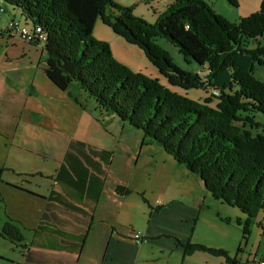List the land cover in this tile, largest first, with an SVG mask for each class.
Masks as SVG:
<instances>
[{
    "label": "trees",
    "instance_id": "obj_1",
    "mask_svg": "<svg viewBox=\"0 0 264 264\" xmlns=\"http://www.w3.org/2000/svg\"><path fill=\"white\" fill-rule=\"evenodd\" d=\"M144 1L151 7V0ZM0 3L4 9H17L21 20L34 29L37 38L29 44H42L43 73L49 83L76 104L73 93H83L100 114L140 132L141 146L160 147L198 178L212 199L237 208L246 216L243 239L260 212L258 226L264 230V133L257 132L260 125L254 120V114L264 115V83L254 77L256 65L264 68V48L259 44L264 37V0L256 12L235 23L203 0H174L154 22L135 15L134 5L114 0ZM97 19L137 46L170 87L201 90L207 94L204 102L182 97L116 62L107 42L93 40ZM157 39L177 48L185 62L198 64V71H182ZM116 192L130 193L122 187ZM18 228L7 221L0 230V237L15 249L23 242ZM183 249L185 255L206 252L238 264L223 250L192 243Z\"/></svg>",
    "mask_w": 264,
    "mask_h": 264
},
{
    "label": "rangeland",
    "instance_id": "obj_2",
    "mask_svg": "<svg viewBox=\"0 0 264 264\" xmlns=\"http://www.w3.org/2000/svg\"><path fill=\"white\" fill-rule=\"evenodd\" d=\"M119 1L124 4L130 2ZM203 1L210 4L217 15L229 23H235L256 12L262 0H233L235 5L228 0ZM134 9L135 6L133 11ZM7 16H0L2 29L7 26ZM100 24L114 37L111 28ZM96 33L95 30L91 33L93 40L104 41ZM8 40V37L0 35V227L5 215L15 212L16 198L22 199L12 187L24 175H28L36 181L29 189L44 191V183L60 167L63 153L69 145L77 150L88 149L86 154L89 156L92 154L88 153L91 151L89 147L96 152L99 149L111 154L110 162L104 165V171L108 169L104 193H111L118 185L127 187L130 191L126 203L129 204L131 213L128 218L121 217L117 224V229L123 236L130 235V232L143 233L149 216L145 202L152 204L164 197L166 203L178 202L187 212L198 198L202 199L201 190L194 181L197 179L200 183L198 178L186 179L183 173L186 171L176 169L171 156L165 154L160 147L141 146L140 132L111 116L100 114L91 99H78L76 104L66 94H61L46 80L43 64L38 63V57L31 46L20 39V43ZM117 43L119 46L112 49L107 42L113 59L123 67L137 76L157 81L160 86L182 97L197 103L204 102L207 94L201 90L182 91L170 87L163 76L152 70L137 46L130 45L123 39ZM156 44L167 51L173 63L182 71H198V64L185 62L178 49L166 40L157 39ZM259 44L264 48V37L259 40ZM252 47L253 45L250 48ZM254 77L264 83V68L256 65ZM254 120L260 125L257 132L264 133V115L256 113ZM40 174L43 177L36 176ZM205 195L206 208L198 218L196 230L190 238L191 243L203 245L207 249L223 250L229 259H236L238 264H245L249 260L264 262V230L258 226L262 220V212L251 220L249 234L243 239L242 225L246 216L237 208L215 201L209 193L206 192ZM1 242L0 252L10 248L15 256L18 255L13 245ZM144 248L147 255L153 254L152 259L161 258L164 262L168 258L169 264L181 263L178 257L180 255L175 252L152 247L147 241L144 242ZM219 257L215 259L224 264L226 260Z\"/></svg>",
    "mask_w": 264,
    "mask_h": 264
},
{
    "label": "crops",
    "instance_id": "obj_3",
    "mask_svg": "<svg viewBox=\"0 0 264 264\" xmlns=\"http://www.w3.org/2000/svg\"><path fill=\"white\" fill-rule=\"evenodd\" d=\"M114 1L124 6L134 5L135 15L144 18L147 22H154L157 15L174 0H151L152 5L156 4L153 7L144 0H130L129 4L119 0ZM4 14L8 15L7 26L12 19H17L21 25H26L21 21L17 9L7 8L1 15ZM100 23H102L100 19L95 21L93 31L95 30L97 36H100L104 42L110 43L112 49L118 47L117 41L123 38L115 35L114 32L112 37L108 29L103 28ZM7 26L3 29L0 27L1 37H8V41L20 43L16 36L6 33ZM29 46L38 57V63L43 64L42 44H29ZM145 60L159 75L158 71L151 66L152 64L146 58ZM61 94L67 95V92H61ZM73 95L77 100L86 98L81 92L75 91ZM89 148L91 151L88 153H92L90 156L86 154L88 149L77 150L71 145L66 147L61 165L44 183L46 185L44 191H31L29 188L36 181L28 175H24V178L15 184L14 188L12 187L17 196H22V199L16 198L15 212L5 215L0 230L7 221H11L19 227L23 242L20 243L21 248L13 247L18 253L16 256L10 248L5 252L2 250L0 262L9 261L10 264H169L168 258L162 262L161 258L152 259L153 254L147 255L144 248V242L147 241V244L152 247L180 255L178 256L181 260L180 264H222L221 260L215 259L220 258L219 256L206 252L184 254L183 248L187 243H191L190 238L196 230L198 218L202 216L206 208V191L200 180L198 183L194 175L189 174L173 160L176 169L186 171L183 172L186 179L192 178L197 183L202 199L198 198L187 212L178 202L166 203L164 197L161 201L157 199L152 204L145 202L149 216L143 227V233L137 231L144 240L136 243L131 238V232L130 235L123 236L117 229L120 218H128L131 210L126 203L130 193L118 195L116 190L120 187L128 188L118 185L111 193H104L105 176L108 170L104 171V165L110 162L111 159H107L110 153L99 149H97L99 152H96L93 148ZM36 176L43 177L41 174ZM35 187L39 190L38 186ZM0 241L11 244L1 237ZM224 264L228 263L225 261Z\"/></svg>",
    "mask_w": 264,
    "mask_h": 264
},
{
    "label": "built area",
    "instance_id": "obj_4",
    "mask_svg": "<svg viewBox=\"0 0 264 264\" xmlns=\"http://www.w3.org/2000/svg\"><path fill=\"white\" fill-rule=\"evenodd\" d=\"M1 13H5L3 3H0V14ZM6 33L12 36H17L18 39L27 43L35 42V38H37L34 29L30 25H21L20 21L17 19H12L8 23ZM131 238L136 243H141L144 240V237L138 232H131ZM245 264H264V262L249 260Z\"/></svg>",
    "mask_w": 264,
    "mask_h": 264
}]
</instances>
